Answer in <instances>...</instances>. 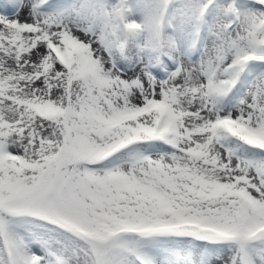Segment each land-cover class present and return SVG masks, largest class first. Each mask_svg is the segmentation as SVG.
I'll return each instance as SVG.
<instances>
[{"label":"snow or ice","instance_id":"snow-or-ice-1","mask_svg":"<svg viewBox=\"0 0 264 264\" xmlns=\"http://www.w3.org/2000/svg\"><path fill=\"white\" fill-rule=\"evenodd\" d=\"M0 264H264V0H0Z\"/></svg>","mask_w":264,"mask_h":264}]
</instances>
